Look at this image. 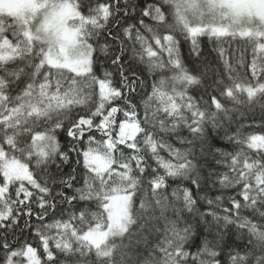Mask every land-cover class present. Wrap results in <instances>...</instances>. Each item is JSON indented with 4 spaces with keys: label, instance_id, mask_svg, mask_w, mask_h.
<instances>
[{
    "label": "snow or ice",
    "instance_id": "6c2138e0",
    "mask_svg": "<svg viewBox=\"0 0 264 264\" xmlns=\"http://www.w3.org/2000/svg\"><path fill=\"white\" fill-rule=\"evenodd\" d=\"M0 264H264V0H0Z\"/></svg>",
    "mask_w": 264,
    "mask_h": 264
},
{
    "label": "trees",
    "instance_id": "16d2710c",
    "mask_svg": "<svg viewBox=\"0 0 264 264\" xmlns=\"http://www.w3.org/2000/svg\"><path fill=\"white\" fill-rule=\"evenodd\" d=\"M211 47V45H209V48ZM245 111V118H244V122L248 123L250 120L252 119H259L260 117V110L259 108L255 109L254 112H247V110H242ZM214 143L219 146V147H224L227 148L228 146L226 145V143L219 137V136H214Z\"/></svg>",
    "mask_w": 264,
    "mask_h": 264
}]
</instances>
